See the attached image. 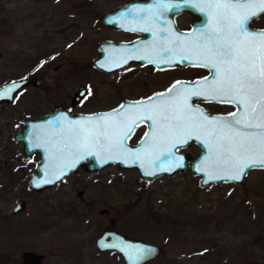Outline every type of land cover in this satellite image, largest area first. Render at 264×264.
<instances>
[{"label":"rangeland","instance_id":"rangeland-1","mask_svg":"<svg viewBox=\"0 0 264 264\" xmlns=\"http://www.w3.org/2000/svg\"><path fill=\"white\" fill-rule=\"evenodd\" d=\"M114 1L0 0V84L40 78L0 103V264H20L28 249L44 264H123L93 243L107 228L158 244L160 255L144 264H264V169L248 170L239 183L199 186L189 169L142 180L136 168L112 163L78 168L41 191L27 187L38 155L21 160L22 143L12 139L21 119L54 107L105 110L126 97V68L91 63L95 41L112 35L98 28L97 15ZM79 86L86 93L70 104ZM182 150L193 157L199 148ZM17 198L24 209L11 214Z\"/></svg>","mask_w":264,"mask_h":264},{"label":"snow or ice","instance_id":"snow-or-ice-1","mask_svg":"<svg viewBox=\"0 0 264 264\" xmlns=\"http://www.w3.org/2000/svg\"><path fill=\"white\" fill-rule=\"evenodd\" d=\"M183 6L203 15L199 27L185 34L158 26L167 24L166 20L161 21L163 13L178 11ZM130 11L149 14L142 19L154 27L132 30L151 31L156 39L145 46L142 54L133 50L124 62L129 58L154 65L190 62L209 69L211 77L191 83L177 81L146 101L121 104L103 115L80 120H68L61 115L50 122L60 127L59 133L45 136L40 130L31 133L35 146L48 152L51 173L37 180L34 186L55 182L69 167L87 158H95L102 164L130 161L145 176L172 171L185 166L178 151L193 139L205 150L196 171L207 180L239 181L248 170L264 169V30L250 28L253 19L264 14V0H180L178 3L156 0V9ZM158 33L167 35L160 39ZM19 87L13 83L0 91V98L11 99L10 93ZM193 97L208 103L229 104L236 110L227 116H210L191 103ZM145 120L150 122V130L138 147L129 148L127 139ZM134 251V255H129L130 260L142 259L152 250Z\"/></svg>","mask_w":264,"mask_h":264},{"label":"water","instance_id":"water-1","mask_svg":"<svg viewBox=\"0 0 264 264\" xmlns=\"http://www.w3.org/2000/svg\"><path fill=\"white\" fill-rule=\"evenodd\" d=\"M124 7L125 5H121L116 9L101 12L97 18L98 23L105 26L123 27V28L126 27V16L123 13ZM122 13L124 15H121ZM125 57H126L125 44L115 43L110 41H100L98 42V54L91 58V63L93 66L103 71H110L124 65L126 63L124 62ZM39 82H40V78L36 76L17 77L1 83L0 91L10 87L13 83L18 84L20 85V87H22L27 84L36 86L39 84ZM19 88L15 89L12 93H10V96L13 97L14 92ZM85 93H86V88L84 86H79L74 91L72 97L69 100V103L74 104L78 99L82 98ZM153 96H155V94L150 97ZM148 98L149 97L137 101H126V99H122L119 101L117 105L111 108L105 110L87 112V113L73 112L66 107H54L42 115L21 119L22 126L12 135V139L14 141H20L22 143L21 160H27L34 153H37L38 155V159L33 167V170L30 172L28 176L27 187L34 191H41L44 187L51 186L56 182L62 180L67 175H71L72 173L76 172L78 168H81L86 171L98 170L101 167L112 163H114L119 168H132V167L136 168L138 172V177L141 178L142 180H150L162 174L170 175L174 172L182 171L188 168L194 174L199 175L197 181L199 186H205L207 184L213 182H220V181H229L235 183H239L242 181L243 176L239 181L221 180V179L207 180L203 173L197 172L196 165H198L202 156L205 154V150L198 141L193 139L192 141H194L199 145L200 147L199 151L193 158H191L187 152L179 150L178 155L184 157L183 163L185 166L176 168L175 170L172 171H159L154 176H145L143 174V170L138 165L131 164L130 161L124 163L121 162L120 160H113L102 164L99 160L95 158H87L84 161H81L80 163L76 164L74 167H69L66 170V174L63 175L60 179L55 180V182L49 184H43L40 187L34 186L37 180L44 179L47 176H50L51 173L48 169V159H47L48 152L45 151L43 147L35 146V140L33 136L30 135L31 133H34L37 130H40V134L42 136H45L53 132L59 133L60 127H58L55 123H50V122L54 121L57 117H60L61 115L67 117L68 120H80L81 118H86L89 116H98V115L110 113L113 110L118 109L121 104H125L127 106L129 104H133L138 101H146ZM11 100L12 98L11 99L0 98V103L10 102ZM194 105L201 108L205 113H207L210 116H227L229 114V113L211 114L206 112L200 105L197 104ZM235 110L236 109H234V111ZM143 122L146 123V128L142 133V135L140 136L139 140H137V142L134 145L127 144V146L131 149H135L136 147H138L140 145V141L144 138V134L150 130L149 129L150 122L146 120ZM188 143L180 146V148L187 146ZM24 206H25L24 200L21 198H17L14 200L10 213L15 214L16 212L23 210ZM103 211L106 212L104 208L100 210V212ZM93 243L98 250H111L117 253L121 257L123 264H144L147 261L159 256L161 252V248L158 244L145 241L136 236H131L128 234L121 233L113 228H107L101 230L94 237ZM107 244H117L119 246L115 248L102 246ZM136 248L151 249L152 251L150 253H145L142 259L130 260L129 255H134L135 254L134 250ZM20 257L22 264H41L40 259L42 257V254L32 250H24L21 252Z\"/></svg>","mask_w":264,"mask_h":264},{"label":"flooded vegetation","instance_id":"flooded-vegetation-1","mask_svg":"<svg viewBox=\"0 0 264 264\" xmlns=\"http://www.w3.org/2000/svg\"><path fill=\"white\" fill-rule=\"evenodd\" d=\"M165 2H169V0H165ZM170 2L178 3L180 2V0H170ZM121 5H125L123 9V13L126 16V27L123 28V27L105 26L99 24L97 21L98 28L111 32L112 35H102L95 41V45L93 49L94 55L92 57L98 54V42L100 41H110V42L125 44L126 57H128L133 50H140L136 54H142L143 51L145 50V46H150L154 41V39H156V37L153 36L151 31L142 32V31L132 30L138 27H154L155 25L153 23H145L144 20L142 19L148 17L149 14L146 12L130 11V9H137V8L156 9V0H115L113 4L101 10L99 14L103 11L116 9ZM99 14L97 15V18ZM164 20L167 21V24L165 25L164 23H160L158 25L159 27H167L168 29L176 33L187 34L188 32L192 31L194 28L199 27L203 23L204 17L197 10H194L188 6H183L178 11H169L163 13L161 16V21ZM250 28L253 30H264V14H261L259 18H254L253 21L250 23ZM157 35L160 39H163L164 36L167 35V33H158ZM123 68H126V97L124 98L122 97L120 100L126 99V101H137L140 99L150 97L157 93H162L177 81L191 83L197 80H201L206 76H208L209 78L211 77V72L209 71V69L204 67L193 66L190 62H176L172 64L158 63L154 65L148 63L146 60L129 58L127 59L124 65L113 70L123 69ZM191 102L200 105L206 112L211 114H228L234 111L235 109L232 105L229 104L212 103L218 106H223L225 108L229 107V108L224 110H217L215 112H209L202 106V104L208 103L204 101L202 98L193 97ZM145 128H146V123L140 122L139 126L135 127L134 133H132L130 137L127 139V144L134 145L137 142V140H139ZM191 144L197 145L198 148L200 149L197 143L190 140L187 146L182 147L179 150H182ZM197 176L199 177V175ZM42 257L40 259V262L41 264H44L42 262ZM20 264H22L21 257H20Z\"/></svg>","mask_w":264,"mask_h":264}]
</instances>
